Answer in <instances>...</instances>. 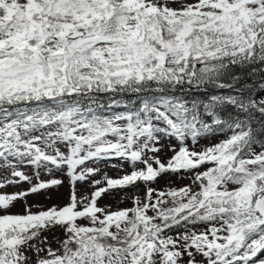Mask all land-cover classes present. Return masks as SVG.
<instances>
[{"label": "snow or ice", "instance_id": "snow-or-ice-1", "mask_svg": "<svg viewBox=\"0 0 264 264\" xmlns=\"http://www.w3.org/2000/svg\"><path fill=\"white\" fill-rule=\"evenodd\" d=\"M0 264H264V0H0Z\"/></svg>", "mask_w": 264, "mask_h": 264}, {"label": "rangeland", "instance_id": "rangeland-1", "mask_svg": "<svg viewBox=\"0 0 264 264\" xmlns=\"http://www.w3.org/2000/svg\"><path fill=\"white\" fill-rule=\"evenodd\" d=\"M201 143H206V141H201ZM160 155L162 158H164V157L170 156L171 153H169L167 151V149H165L163 152H161ZM112 163L118 164L119 161H113ZM127 167L128 166L125 164L124 168L126 170H127ZM105 170L111 176H117L120 174L116 168H105ZM188 183H189L188 179H181L180 177L175 176V175H163L152 186L157 188V189H164L166 186L179 187V186H183V185L188 184ZM22 187L27 188V185H22ZM14 190L15 189H13V188L5 189V191H8V192H12ZM80 190H81V192L87 190V186H81ZM133 192H135L137 195H140L142 197L144 195L145 188L143 185H140L139 188L129 191L128 195L131 196L133 194ZM68 194H69V188H68L67 181H65V184L63 187H61L59 189H53L52 191L41 194L39 196H29L28 200L30 203L39 202L41 205H49L50 206L53 203L63 205L68 200ZM123 195H124L123 193H113L110 196H106V197L102 198L100 201V204L101 205H105V204L111 205L113 208H115L117 206L118 201L120 200V198ZM48 197H51V199H48ZM119 206L120 207L131 206V202L129 200H124V202L120 203ZM12 211L13 212L23 211V203L22 202L17 203L16 206L12 209ZM44 235H46L48 237V243L53 248L58 247V244L56 243V241L54 240L53 237H54V235L60 236V235H62L61 233H59V232H57L55 234L45 233Z\"/></svg>", "mask_w": 264, "mask_h": 264}]
</instances>
